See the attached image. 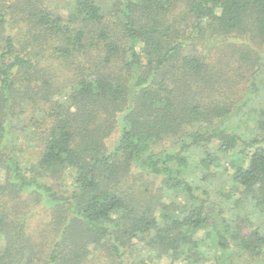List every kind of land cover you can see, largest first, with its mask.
Listing matches in <instances>:
<instances>
[{
	"label": "trees",
	"instance_id": "1",
	"mask_svg": "<svg viewBox=\"0 0 264 264\" xmlns=\"http://www.w3.org/2000/svg\"><path fill=\"white\" fill-rule=\"evenodd\" d=\"M214 32L263 43L264 0H0V264H89L97 249L115 264H151L143 249L207 264L202 231L216 264L236 249L264 255V136L231 128V105L203 104L214 79L186 47ZM60 59L74 71L62 85ZM27 108L45 118L30 164L11 143ZM224 158L230 214L207 185ZM142 174L162 176L143 200L124 182ZM66 177L71 189L59 192L54 180ZM39 203L51 214L37 234L27 220Z\"/></svg>",
	"mask_w": 264,
	"mask_h": 264
},
{
	"label": "rangeland",
	"instance_id": "2",
	"mask_svg": "<svg viewBox=\"0 0 264 264\" xmlns=\"http://www.w3.org/2000/svg\"><path fill=\"white\" fill-rule=\"evenodd\" d=\"M53 1L47 0L50 5ZM59 7L63 10L61 3ZM170 19L174 20L173 16ZM186 47L203 56L206 63V72L210 78L214 79L212 93L208 89L202 93L203 104L211 105L214 101H218L231 105L233 112L228 115L229 118L227 121L231 128L236 129L235 131L242 137L264 136V42H256L247 33L240 34L239 32H235L223 34L214 32L207 34L204 40H192L191 38ZM54 62V65H56L55 75L58 79L57 83L58 85H62L68 80L69 75L72 76L74 72L72 69L73 66L66 65L61 59ZM253 72L256 74H252ZM42 103H45L44 99ZM48 106L49 104L46 102V107ZM37 110L27 108L26 111L21 112L14 118L15 130L14 134H12L11 143L16 144L17 150L19 149L17 151L18 154L27 164H30L37 158L39 144L36 146L37 138L34 132L37 134L38 130L41 131L43 123L45 122V118L42 116L43 114L39 116V114L33 112ZM235 111H237L236 114H234ZM30 117H33L31 121ZM261 119H263V122H258ZM35 122L38 124L39 129L36 128L37 125ZM118 134L119 126L106 138L105 142L108 148L112 147ZM216 143L215 141L213 144ZM193 155L196 157L198 154L195 152ZM227 160V158H224L221 165L214 167V177L212 176L213 178L207 181V185L211 194V201L217 205L215 208H221L227 214H230L227 211L226 204L220 202L221 194L227 192L229 187V183L223 182V179L219 176V171L222 170L223 165H227ZM133 171L137 173L139 170L135 168ZM138 174L141 173L138 172ZM161 177L160 175L156 177L146 174H142L141 176L137 175L136 177L130 178V180H125V187L133 188V193L138 194L141 197L140 199L143 200L144 198L140 191L148 187L150 192L155 194L161 184ZM69 179L66 177L62 179L63 182L61 179L54 180L55 188L62 193L66 192V189H71ZM49 180L53 181L50 178ZM220 190L222 191L219 192ZM200 194L202 197L205 195L201 191ZM31 212L32 214L27 220L28 227L32 233L35 231L38 234L42 232L41 229L44 221L50 217L51 208L44 203H39ZM241 216H243L242 213ZM250 218L253 217L250 216ZM256 222L264 227L262 221ZM241 228H243V231H247L250 226L243 224ZM197 236L203 238L210 245L208 250H205L203 246L200 247L209 259L207 264L218 263V259L214 255L216 250L213 239L207 236L205 231L197 233ZM138 247H141V245L138 244ZM237 251L238 249L235 250L234 255L227 256L228 261L225 264H264V255L261 258H257L251 257L246 253L241 254L242 252H238L240 253L238 254ZM139 254L142 257H148L149 260H152L151 264H169L170 261L168 256L160 259L152 258L154 252L147 249L140 250ZM104 255L105 253L101 252L100 249L94 250L89 257V264H115L111 261V258L105 257ZM138 258L130 256L125 264H138Z\"/></svg>",
	"mask_w": 264,
	"mask_h": 264
}]
</instances>
